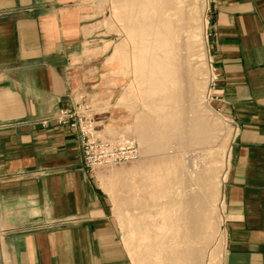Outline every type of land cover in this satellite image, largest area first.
Returning <instances> with one entry per match:
<instances>
[{"label": "crops", "instance_id": "obj_1", "mask_svg": "<svg viewBox=\"0 0 264 264\" xmlns=\"http://www.w3.org/2000/svg\"><path fill=\"white\" fill-rule=\"evenodd\" d=\"M91 1L0 0V264H129L78 133L54 122L103 82ZM207 9V58L219 75L212 107L232 128L222 264H264V0H208Z\"/></svg>", "mask_w": 264, "mask_h": 264}, {"label": "rangeland", "instance_id": "obj_2", "mask_svg": "<svg viewBox=\"0 0 264 264\" xmlns=\"http://www.w3.org/2000/svg\"><path fill=\"white\" fill-rule=\"evenodd\" d=\"M127 3L124 0L88 3V7L97 9L102 21L104 47L102 66L97 72L102 74L103 82L91 92L92 101L87 93L79 94H84L90 104L100 136L112 140L132 138L140 156L97 168L94 173L114 207L129 264H160L161 251L178 247L175 239L187 209L183 200L187 193L200 195L203 186L206 192L202 189L201 193H206L208 202L204 203L205 208L201 205L200 213L206 211L201 215L204 220L199 234L194 235L196 241L188 244L202 248L200 264H222L225 240L220 186L232 128L208 98L211 73L206 48L208 0L170 2L162 9V16L165 13L167 18L162 25H145L139 20L153 17L151 5L139 11ZM184 29L190 30L191 35ZM117 50L119 55L114 58ZM174 55L177 58H171ZM98 100L103 101L100 108ZM98 113L107 119L101 122V118H96ZM177 115L182 117L179 119ZM184 115L191 123L198 116L196 120L203 119L217 132L210 126L213 130L209 138L196 142L192 133L187 140L180 127ZM140 131L148 142H139ZM185 173L188 175L183 176ZM151 180L157 181V185L152 186ZM139 225L138 230L135 227Z\"/></svg>", "mask_w": 264, "mask_h": 264}, {"label": "bare ground", "instance_id": "obj_3", "mask_svg": "<svg viewBox=\"0 0 264 264\" xmlns=\"http://www.w3.org/2000/svg\"><path fill=\"white\" fill-rule=\"evenodd\" d=\"M124 1H128V3L134 5L139 11L140 10H143L145 9L148 5H151L152 7V11H153V17H151L150 19H143V18H139V20L144 23L145 25L146 24H149V23H152V24H161L162 25V22H165L166 21V14L163 13V16H162V9L164 7H166L167 4H169L170 2H176L177 3H180L182 0H124ZM121 2V1H120ZM126 3V2H125ZM127 3V4H128ZM124 4V3H123ZM173 4V3H172ZM171 4V5H172ZM175 5V4H174ZM133 6V7H134ZM176 6V5H175ZM183 6V5H182ZM181 6V7H182ZM178 8V7H177ZM176 8V9H177ZM165 9V8H164ZM135 11V10H134ZM176 11V10H175ZM190 13V12H188ZM191 16V15H190ZM182 19V18H181ZM188 20V19H187ZM190 20V19H189ZM192 20V19H191ZM139 21V22H140ZM135 22V21H134ZM135 24V23H134ZM134 24L132 23V25L134 26ZM138 24V23H136ZM185 24V23H184ZM131 25V26H132ZM187 25V23H186ZM161 32V31H160ZM184 32L186 33H189V35H191V31L188 30L186 31L184 29ZM166 36L169 38V31L166 32ZM184 47V46H183ZM181 54V53H180ZM119 55V50H117L115 53H114V58H117ZM171 58H177L175 55L174 56H171ZM181 59H183V57H180ZM115 60V59H114ZM182 62V61H181ZM184 63V62H183ZM183 66V64H182ZM184 80V79H183ZM186 83V82H185ZM186 90V89H185ZM169 97V96H168ZM181 100H182V97H181ZM180 100V101H181ZM183 103V102H182ZM188 103V102H187ZM190 103V102H189ZM188 103V104H189ZM184 111V110H183ZM168 113V112H167ZM184 113V112H183ZM175 114V113H174ZM168 115V114H167ZM178 116V115H177ZM182 116H178V118L180 119ZM184 118L182 119L181 123L182 125H180L181 129L182 130V135L187 139H189L190 137V134L194 133V141L198 140V139H202V138H205V137H208V134L210 133V130L211 128H209L210 126L213 128L212 125L208 126L206 123H204L203 119H200L199 120H196V118H198V116L195 118V120L193 121V123H191L190 119H188L187 115H184L183 116ZM177 118V120H179ZM171 120V119H170ZM175 120V121H177ZM203 121V122H202ZM180 122V121H179ZM177 122V123H179ZM162 123V122H160ZM185 123V124H184ZM192 124L193 125V129H192ZM212 124V123H211ZM184 125V127H182ZM172 126V125H171ZM179 126V125H178ZM159 128H162V124L159 126ZM164 129V128H163ZM171 129V128H170ZM214 129V128H213ZM212 129V130H213ZM139 131V129H137ZM173 130V129H172ZM211 130V132H212ZM137 131V132H138ZM163 131V130H162ZM214 131H216L214 129ZM141 132V131H140ZM217 132V131H216ZM215 132V133H216ZM214 133V132H213ZM163 135V134H162ZM210 135V134H209ZM197 137V138H196ZM163 138V137H162ZM187 139V140H188ZM192 139V138H191ZM138 140L140 143H145V142H148L146 140V137H145V134H143V132H141L139 135H138ZM205 141V139H204ZM197 142V141H196ZM186 143V141H185ZM202 144V143H201ZM146 145V144H145ZM147 146V145H146ZM149 145H148V149H149ZM185 151V150H184ZM184 153V152H183ZM180 163V162H179ZM188 170V168H187ZM182 172V171H181ZM179 173L178 175H182V173ZM188 174H183V176H187ZM201 178V177H200ZM187 179V178H186ZM218 179V178H217ZM199 180V178H198ZM201 180V179H200ZM199 180V181H200ZM187 181V180H186ZM188 183V182H187ZM213 183V182H212ZM150 185V184H149ZM151 185L152 186H156L157 185V181L155 180H151ZM183 185V184H182ZM188 185V184H187ZM196 185V184H195ZM203 186V185H202ZM202 186H200L199 188H202ZM185 187V186H184ZM207 187V186H206ZM215 187V186H214ZM218 187H219V182H218ZM205 186H203V190L204 192L205 191ZM201 189V190H202ZM207 189L209 190V187H207ZM206 189V190H207ZM200 190V189H199ZM198 190V191H199ZM201 190H200V195H196V194H193V195H188L187 193V196L185 197V199L183 200V205L185 207V211L183 213V219H184V222L180 225L181 226V231L180 233L178 234V237H176L175 239V243L178 244V247H175L173 250H169L166 249L165 250H169V251H166L164 250L165 253H162L161 251V259L162 261L160 262V264H191L193 262H198V264H200L199 260L200 258L202 257V253H203V250L201 251L202 248H200L199 250V247L198 249H196L195 247H191V245L189 246L188 243H191V241H196L195 240V237L194 235L198 233V231L200 230V223L202 222V219L201 217L203 216L202 213L203 211L200 213V210L202 208H205L204 203L207 202V195L206 193L204 194V192L202 191L201 193ZM209 193V191H207ZM202 194V195H201ZM209 195V194H208ZM176 196V195H175ZM185 196V195H184ZM209 198V197H208ZM175 201V200H174ZM173 204V203H172ZM208 204V202H207ZM201 205L203 206L201 208ZM206 205V203H205ZM206 212V211H204ZM202 215V216H201ZM206 215V214H205ZM204 215V217H205ZM203 217V218H204ZM179 220V219H178ZM179 222V221H178ZM204 223V222H203ZM150 224V223H149ZM136 229H141V226H136L135 227ZM133 231V230H132ZM134 232H136V230H134ZM199 234V233H198ZM198 235L196 236V239H197ZM173 245V244H172ZM170 246V245H169ZM174 247V246H172ZM157 248V247H156ZM160 250H157L156 252H158ZM160 257V256H159Z\"/></svg>", "mask_w": 264, "mask_h": 264}, {"label": "built area", "instance_id": "obj_4", "mask_svg": "<svg viewBox=\"0 0 264 264\" xmlns=\"http://www.w3.org/2000/svg\"><path fill=\"white\" fill-rule=\"evenodd\" d=\"M218 79L216 69L211 66L208 88V98L211 102L217 99L214 91ZM91 112L85 95L79 94L71 106L60 109L54 118L57 125L67 126L78 133L83 151V163L88 171L94 173L97 168L133 161L140 156L136 141L132 138L121 140L102 138ZM48 124V120L42 121L43 126Z\"/></svg>", "mask_w": 264, "mask_h": 264}]
</instances>
